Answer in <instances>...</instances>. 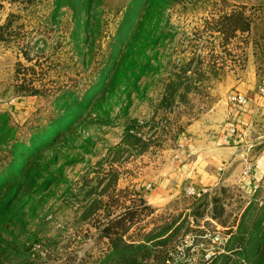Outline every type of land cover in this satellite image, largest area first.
Returning <instances> with one entry per match:
<instances>
[{
    "label": "rangeland",
    "instance_id": "obj_1",
    "mask_svg": "<svg viewBox=\"0 0 264 264\" xmlns=\"http://www.w3.org/2000/svg\"><path fill=\"white\" fill-rule=\"evenodd\" d=\"M148 2L0 0V23L16 12L11 40L0 44V102L9 105L1 110L10 113L0 120V168L17 158L36 186L45 166L54 177L36 191L29 253L0 264H94L108 248L101 227L120 212L133 213L124 236H153L172 264H222L225 252L264 264V243L252 255L233 250L249 214L264 215V171L244 181L264 138L243 155L224 151L213 185L187 180L158 202L144 197L170 172L184 134L203 144L220 142L226 124L235 130V91L254 94L249 129H264V0H150L147 11ZM190 183L204 192L186 193Z\"/></svg>",
    "mask_w": 264,
    "mask_h": 264
},
{
    "label": "trees",
    "instance_id": "obj_2",
    "mask_svg": "<svg viewBox=\"0 0 264 264\" xmlns=\"http://www.w3.org/2000/svg\"><path fill=\"white\" fill-rule=\"evenodd\" d=\"M52 1L54 3H59L62 0ZM149 3L150 0L147 3V11L150 7ZM128 4H131V2L129 1ZM15 13L16 12L14 11H9L5 20L0 23V44L3 42H10L11 40L9 36L11 33H14L12 29V21ZM234 23L228 27V30L229 28L230 31L238 28ZM242 26L245 29L247 27L249 28L248 21L244 23V25L242 24ZM23 53L26 54V52ZM111 67H109V70L105 71L104 75L112 70ZM35 91L36 88L31 87L26 94H35ZM7 114H10L9 111L0 110V120H3L5 117L9 118ZM131 121L136 123V118H132ZM132 128L131 125L127 126L125 132H129ZM29 147H32L28 150V157L31 160L32 157H34L36 150L34 146ZM26 149H28V147ZM17 161V158H13L0 168V256H4L7 261L14 257L18 260L19 257H23V255L29 253L26 242L37 237L36 229L30 228V226L33 224L34 219H38L36 216L37 214L35 213L37 205L41 199L39 196L41 191L46 190L54 180V177L51 176L52 172H50L49 167L45 166L43 169L46 171L47 176L43 178L44 184L43 186H41V184L36 186L33 181L35 175L33 169L29 170L24 178H21L20 170L16 169L19 164ZM29 161L26 163L28 164ZM31 161L33 163L36 162L35 159ZM29 177L31 178V180H29V186L32 188L30 187V189L26 191V198H24L28 202V205H26L22 198L23 192L25 191L23 185ZM11 183H15L14 189L13 187H7V185H10ZM39 187L40 189L41 187L43 189L36 192ZM139 197L141 201H146L141 194H139ZM125 213L120 212L111 216L101 227L102 233L100 234L102 237L106 238L108 248H105L94 264H137V262H139L138 264H172L170 260L172 258L169 256V252L171 251L170 248L166 251L153 249L151 242H149L153 236L145 235L141 237V239L139 238L140 240L124 236V231L129 226L127 221H130L128 219L133 217V213H131V216L129 217L125 215ZM263 221L264 215L258 210L253 212V214H249L247 218V226L240 230V232H237V242L233 246V250H235L236 253V249L240 247V249H247V252H250V255H252L253 252H256L257 250L254 248V245L258 246L259 244L264 243V230L260 229L259 231L258 229V227H261L260 224ZM113 226H117L119 230H110ZM237 226L239 227L240 223H237ZM168 227L169 226H166L164 231L168 229ZM140 252L142 253L140 254ZM139 254L143 259H136ZM145 254L146 256L151 257L147 262L144 260ZM230 255L231 254L227 252L221 254V256H223L222 264H247L245 261L241 262L231 258ZM239 257H241V255H239ZM211 261L212 262L209 264H215V261ZM11 264H17V262ZM248 264L260 263L252 262Z\"/></svg>",
    "mask_w": 264,
    "mask_h": 264
},
{
    "label": "crops",
    "instance_id": "obj_3",
    "mask_svg": "<svg viewBox=\"0 0 264 264\" xmlns=\"http://www.w3.org/2000/svg\"><path fill=\"white\" fill-rule=\"evenodd\" d=\"M235 92H241L246 96L244 103L231 102L229 106L230 124H234L235 130L229 132L227 129L229 124H226L219 135L220 142L206 141L203 144H199L195 138L193 140L192 136L184 134L180 140L176 159L170 168V172L161 178L160 185H156L151 191L146 190L144 197H147V194L156 200H153L154 202H158L165 198L164 195L167 196L187 180L197 184L213 185L220 178L219 165L222 167L221 169L225 168L224 151L229 150L236 155L246 154L249 149L253 151V146L258 144L261 138H264V129L256 132L249 129L252 123L251 112L254 94L248 89ZM20 101L25 102L26 100L22 97ZM18 107L19 109L24 108L22 105ZM3 108H9L7 102H0V110ZM247 130L249 133L245 135ZM255 148L257 150L259 147ZM261 148L263 146H260L257 157L250 165V172L246 176L245 182L254 181L264 171V152Z\"/></svg>",
    "mask_w": 264,
    "mask_h": 264
},
{
    "label": "built area",
    "instance_id": "obj_4",
    "mask_svg": "<svg viewBox=\"0 0 264 264\" xmlns=\"http://www.w3.org/2000/svg\"><path fill=\"white\" fill-rule=\"evenodd\" d=\"M261 83H262V85H261V91L264 94V79L262 80ZM245 100H246V96L243 93H241V92H235L234 94L231 95V99H230L231 102H236L238 104L239 103H244ZM262 151L264 152V146L262 148ZM219 169H221V166H219ZM248 169H249V167L244 168L242 170V173L243 174L246 173ZM183 189H184V191L186 193H188L190 195H193V196H199L205 190V188L199 187V186H197L195 184H192V183L183 185Z\"/></svg>",
    "mask_w": 264,
    "mask_h": 264
}]
</instances>
